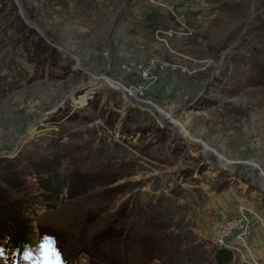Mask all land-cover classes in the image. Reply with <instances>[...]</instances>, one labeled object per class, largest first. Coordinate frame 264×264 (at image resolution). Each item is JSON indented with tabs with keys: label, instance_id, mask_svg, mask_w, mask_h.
<instances>
[{
	"label": "rangeland",
	"instance_id": "rangeland-1",
	"mask_svg": "<svg viewBox=\"0 0 264 264\" xmlns=\"http://www.w3.org/2000/svg\"><path fill=\"white\" fill-rule=\"evenodd\" d=\"M46 238L264 264V0H0V264Z\"/></svg>",
	"mask_w": 264,
	"mask_h": 264
},
{
	"label": "snow or ice",
	"instance_id": "snow-or-ice-1",
	"mask_svg": "<svg viewBox=\"0 0 264 264\" xmlns=\"http://www.w3.org/2000/svg\"><path fill=\"white\" fill-rule=\"evenodd\" d=\"M23 259L34 261V264H65L62 254L56 247V242L51 238H46L39 245V255H33L29 250L24 253Z\"/></svg>",
	"mask_w": 264,
	"mask_h": 264
},
{
	"label": "trees",
	"instance_id": "trees-1",
	"mask_svg": "<svg viewBox=\"0 0 264 264\" xmlns=\"http://www.w3.org/2000/svg\"><path fill=\"white\" fill-rule=\"evenodd\" d=\"M214 257L218 262L228 261L229 258L231 257V252H229L227 250H217L215 252Z\"/></svg>",
	"mask_w": 264,
	"mask_h": 264
},
{
	"label": "bare ground",
	"instance_id": "bare-ground-1",
	"mask_svg": "<svg viewBox=\"0 0 264 264\" xmlns=\"http://www.w3.org/2000/svg\"><path fill=\"white\" fill-rule=\"evenodd\" d=\"M39 32H40V30H39ZM42 35V34H41ZM56 48H58V46L57 45H54ZM72 44L71 45H66V46H60V48L63 50V51H68V52H70V53H72V54H75L76 53V50H77V47L76 46H72ZM60 48H58L59 50H60ZM76 55V54H75ZM98 78H101V77H98ZM101 80H102V78H101ZM103 81V80H102ZM84 99H87V97H83V98H81L80 99V102H84ZM139 100V99H138ZM80 104V103H79Z\"/></svg>",
	"mask_w": 264,
	"mask_h": 264
}]
</instances>
